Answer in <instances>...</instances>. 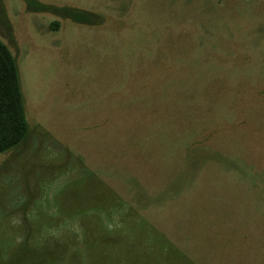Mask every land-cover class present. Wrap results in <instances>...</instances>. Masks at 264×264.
I'll return each instance as SVG.
<instances>
[{"label":"rangeland","instance_id":"obj_1","mask_svg":"<svg viewBox=\"0 0 264 264\" xmlns=\"http://www.w3.org/2000/svg\"><path fill=\"white\" fill-rule=\"evenodd\" d=\"M37 1L99 17L0 0V264H264V0Z\"/></svg>","mask_w":264,"mask_h":264},{"label":"trees","instance_id":"obj_2","mask_svg":"<svg viewBox=\"0 0 264 264\" xmlns=\"http://www.w3.org/2000/svg\"><path fill=\"white\" fill-rule=\"evenodd\" d=\"M25 3L28 11L49 12L79 24L95 25L99 17L89 11L58 7L37 0H25ZM28 129L17 61L0 39V153L22 143Z\"/></svg>","mask_w":264,"mask_h":264}]
</instances>
